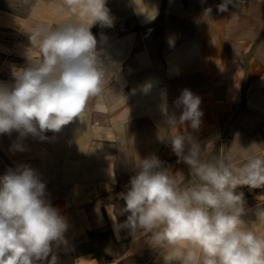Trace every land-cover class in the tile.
I'll return each mask as SVG.
<instances>
[{"label": "crops", "instance_id": "crops-1", "mask_svg": "<svg viewBox=\"0 0 264 264\" xmlns=\"http://www.w3.org/2000/svg\"><path fill=\"white\" fill-rule=\"evenodd\" d=\"M33 2L39 21L65 19L53 13L51 0ZM222 2L106 0L113 26L96 24L91 32L117 74L88 103L85 121L47 132V140L29 135L24 151L12 150L18 133L0 135V176L22 165L36 170L47 199L68 222L58 264H163L143 238L117 231L113 219L127 218L119 214L125 203L119 194L135 174L131 161L137 156H157L183 183L194 179L186 164L177 163L171 144L157 138L168 128L162 105L166 101L169 115L178 117L182 109L175 102L184 89L200 97L202 123L198 131L187 124L172 131H187L202 147L211 141L208 162L231 155L240 165L252 155L264 157V0H240L219 12ZM143 10L155 12V19ZM33 23L29 10L16 13L0 4V30L26 38L19 46L0 41V51L11 55L0 64V81L11 82L12 67L26 64L29 37L23 30ZM30 51L39 56L38 49ZM239 191L249 210L244 227L264 236V222L254 214L264 208V188Z\"/></svg>", "mask_w": 264, "mask_h": 264}, {"label": "clouds", "instance_id": "clouds-1", "mask_svg": "<svg viewBox=\"0 0 264 264\" xmlns=\"http://www.w3.org/2000/svg\"><path fill=\"white\" fill-rule=\"evenodd\" d=\"M238 3L223 0L217 10ZM17 5L29 8L34 23L23 30L29 37L26 64L12 67L11 82L0 81V135L18 133L12 150L24 151L29 135L47 140V132L84 122L88 103L102 96L117 73L115 62L106 65L101 58L103 49L91 32L96 24L113 26L106 0H51L53 13L65 17L56 24L39 21L33 0ZM143 11L155 19V12ZM175 103L182 109L178 117L169 115L166 101L162 105L168 128L157 138L171 144L177 163L186 164L194 179L183 183L157 156H137L131 161L135 174L119 194L125 202L119 214L127 218L113 219L117 231L127 230L134 241L143 238L163 264H264V236L244 227L249 210L239 191L264 188V157L252 155L240 165L231 155L208 162L211 141L202 147L187 131H172L185 124L200 129V97L184 89ZM254 214L264 222V208ZM68 227L36 170L22 165L0 176V264H58L56 250L68 245Z\"/></svg>", "mask_w": 264, "mask_h": 264}, {"label": "rangeland", "instance_id": "rangeland-1", "mask_svg": "<svg viewBox=\"0 0 264 264\" xmlns=\"http://www.w3.org/2000/svg\"><path fill=\"white\" fill-rule=\"evenodd\" d=\"M0 4L2 8L12 10V12H16V13H25L26 11L29 10L27 6H18L17 0H1ZM19 33H22V32H19ZM25 39L26 38L25 36H23V34L16 35L15 32L9 29H6V28H3L2 30H0V41L3 44L7 43L9 46H19L18 45L19 42H23ZM12 53L13 52L11 51L10 54ZM8 57H11V55L0 51V64H2L6 59H8ZM16 58L18 59L19 57H16Z\"/></svg>", "mask_w": 264, "mask_h": 264}]
</instances>
